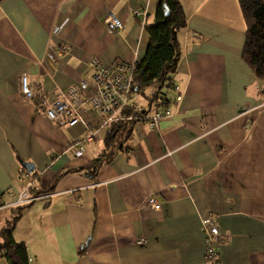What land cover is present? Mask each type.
Masks as SVG:
<instances>
[{"label": "crops", "instance_id": "1", "mask_svg": "<svg viewBox=\"0 0 264 264\" xmlns=\"http://www.w3.org/2000/svg\"><path fill=\"white\" fill-rule=\"evenodd\" d=\"M157 1L0 2V230L24 189L50 191L15 224L29 264H206V217L219 230L221 264H264V82L241 56L237 0H178L186 24L169 74L177 103L157 128L136 124L128 150L107 163L97 140L76 157L68 146L85 137L82 126L46 120L38 99L21 95L23 74L53 98L86 77L91 56L137 63ZM113 16L120 31L104 25ZM150 197L157 208L147 206Z\"/></svg>", "mask_w": 264, "mask_h": 264}, {"label": "built area", "instance_id": "2", "mask_svg": "<svg viewBox=\"0 0 264 264\" xmlns=\"http://www.w3.org/2000/svg\"><path fill=\"white\" fill-rule=\"evenodd\" d=\"M135 11L133 15H138ZM104 25L110 32L120 31L123 28L121 21L113 17H107ZM57 31V30H56ZM58 54L67 52L65 45L59 46ZM54 54L48 56L50 62L55 61ZM84 71L87 73L85 78L69 85L65 89H58L51 98L49 92L33 89L30 86L28 76L23 74L20 78L21 95L28 102H35V108L42 114L46 120L57 124H63L66 127L80 125L85 130L83 139H73L68 146L73 149L76 157L85 154V144L95 140L102 132L112 124L126 118L123 112L131 111V114L140 115L144 111L142 105L137 104V96L130 93L134 73V64L125 63L121 60H114L112 63H102L99 59L91 56L86 63ZM176 98V101L178 100ZM169 92L162 93L155 103L158 105L164 103L161 107L154 108L151 114L146 116V123L150 128H157L163 118L171 116L167 101ZM41 198H48V195L34 196L30 190L24 189L16 197L12 204L27 205L28 203L38 201ZM147 206L155 209L158 207L157 201L150 197L147 200ZM201 228L204 230V257L206 264H221L218 259V248L221 245L219 230L215 218L206 217L201 220ZM137 243L142 244L143 239Z\"/></svg>", "mask_w": 264, "mask_h": 264}, {"label": "trees", "instance_id": "3", "mask_svg": "<svg viewBox=\"0 0 264 264\" xmlns=\"http://www.w3.org/2000/svg\"><path fill=\"white\" fill-rule=\"evenodd\" d=\"M3 0H0L2 2ZM240 8L241 18L244 21V44L241 50L242 59L249 66L254 76L264 82V0H237ZM153 23L144 25V31L148 35V42L145 53L141 60L134 64L133 83L130 93L146 98L147 107H143L142 113L131 114V111L123 112L126 118L131 119L117 121L109 126L95 138L101 141L103 148L101 158L103 162L109 161L113 153L128 150L129 137L134 126L140 122H146V116L153 112L154 108L163 106L158 105V97L170 90L174 86L170 73L175 69L179 60V44L177 41L178 32L185 26V14L178 0H158ZM159 80L161 85L152 91L151 95H146L145 89L154 81ZM164 89V90H163ZM176 98H169L167 106L177 103ZM141 105V104H140ZM94 140V141H95ZM97 164L88 170V175L92 174ZM29 190V188H28ZM50 191H40L34 196L49 195ZM27 205H17L16 215L6 222V226L0 230V258L6 260L8 264H29L27 248L23 243H17L13 237L15 224L23 215ZM83 249L79 248V254Z\"/></svg>", "mask_w": 264, "mask_h": 264}, {"label": "rangeland", "instance_id": "4", "mask_svg": "<svg viewBox=\"0 0 264 264\" xmlns=\"http://www.w3.org/2000/svg\"><path fill=\"white\" fill-rule=\"evenodd\" d=\"M160 85H161V82H160L159 80L152 82V83L150 84V86L147 87V88L145 89V92H146L145 94H146V95H151L152 91H155ZM137 97H138V98H137L136 103H137V104L140 103V104H142L144 107H147L146 98H145L144 96H142V95H139V96H137Z\"/></svg>", "mask_w": 264, "mask_h": 264}, {"label": "water", "instance_id": "5", "mask_svg": "<svg viewBox=\"0 0 264 264\" xmlns=\"http://www.w3.org/2000/svg\"><path fill=\"white\" fill-rule=\"evenodd\" d=\"M21 166L29 173H31L34 170V166L28 162L26 163L21 162Z\"/></svg>", "mask_w": 264, "mask_h": 264}]
</instances>
